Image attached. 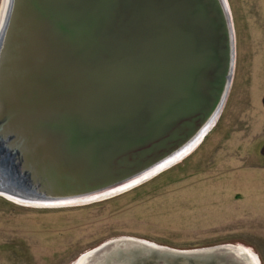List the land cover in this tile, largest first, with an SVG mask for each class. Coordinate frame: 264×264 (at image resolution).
I'll return each mask as SVG.
<instances>
[{"label": "water", "instance_id": "95a60500", "mask_svg": "<svg viewBox=\"0 0 264 264\" xmlns=\"http://www.w3.org/2000/svg\"><path fill=\"white\" fill-rule=\"evenodd\" d=\"M3 27L0 197L58 203L125 184L178 152L226 103L235 64L226 0H10ZM223 254L120 239L80 264Z\"/></svg>", "mask_w": 264, "mask_h": 264}, {"label": "rangeland", "instance_id": "374dc122", "mask_svg": "<svg viewBox=\"0 0 264 264\" xmlns=\"http://www.w3.org/2000/svg\"><path fill=\"white\" fill-rule=\"evenodd\" d=\"M226 1L235 64L212 129L183 159L106 199L48 207L0 197V264H77L120 239L227 250L192 264H264V0Z\"/></svg>", "mask_w": 264, "mask_h": 264}, {"label": "bare ground", "instance_id": "6f19581e", "mask_svg": "<svg viewBox=\"0 0 264 264\" xmlns=\"http://www.w3.org/2000/svg\"><path fill=\"white\" fill-rule=\"evenodd\" d=\"M9 4L10 0H1V5H0V34L2 29L4 28V23L7 17L8 9H9ZM221 109L222 106L219 107L217 112L214 114L212 119L203 127V129L191 140L189 141L184 147H182L178 152L174 153L172 156H170L168 159H166L162 164L156 166L155 168L151 169L147 173H143L137 177H135L133 180L128 181L125 184H122L120 186L114 187L112 189L95 193L91 196H86L83 198L79 199H74V200H68L65 202H58V203H36V202H25L21 201L18 198H15L13 196H9L6 194L4 195V198L17 203V204H23V205H29V206H48V207H56V206H70V205H80V204H85L88 202L96 201V200H101V199H106L111 196L118 195L126 190L127 187L132 186L135 184V186L138 185L139 181H142L141 179L143 178H148L151 174L154 172H157V170L161 167L164 168V166H168L169 164L176 163L179 160L183 159L185 156H187L197 145L198 143L203 139V137L212 129V127L215 125L216 121L218 120L220 114H221ZM223 110V109H222ZM134 186V187H135ZM82 259V257H81ZM81 259L78 261L77 264H80Z\"/></svg>", "mask_w": 264, "mask_h": 264}]
</instances>
